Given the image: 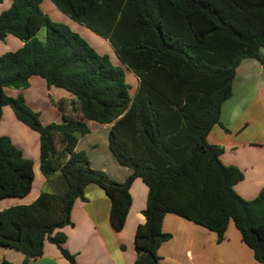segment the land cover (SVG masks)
Returning a JSON list of instances; mask_svg holds the SVG:
<instances>
[{
    "label": "trees",
    "instance_id": "trees-1",
    "mask_svg": "<svg viewBox=\"0 0 264 264\" xmlns=\"http://www.w3.org/2000/svg\"><path fill=\"white\" fill-rule=\"evenodd\" d=\"M51 1L104 38L138 86L130 95L124 70L68 26L51 22L40 10L42 0H12L0 14V40L10 35L23 42L0 56V118L8 107L38 135L39 173L52 188L29 205L0 211V248L22 252L21 264H27L49 243L76 264L57 233L71 226L70 211L85 200L86 186L104 192L109 224L119 232L131 206L130 186L140 179L147 198L145 222L134 234V264H160L158 249L170 239L162 232L166 214L215 233L218 242L231 222L254 260L264 264V190L251 201L241 199L233 187L242 172L224 166L222 149L206 142L240 62L254 59L264 69V0ZM41 28L43 41L36 38ZM34 76L71 97L54 103L63 113L59 124L42 125L21 96L5 94L26 89ZM87 122L111 125L108 150L131 171L124 182L91 169L75 150L89 132ZM33 181L32 161L0 137V200L26 197Z\"/></svg>",
    "mask_w": 264,
    "mask_h": 264
},
{
    "label": "crops",
    "instance_id": "crops-1",
    "mask_svg": "<svg viewBox=\"0 0 264 264\" xmlns=\"http://www.w3.org/2000/svg\"><path fill=\"white\" fill-rule=\"evenodd\" d=\"M11 2L1 0L0 14L7 11ZM40 10L51 22L66 25L85 41L100 45V55L109 57L111 52L107 41L103 43L102 37L85 31L84 26L57 9L51 0H42ZM22 46L20 40L6 36L0 40V56ZM260 57L264 62L263 51H260ZM116 60H111L112 64L124 70L129 93L134 95L138 86L137 78ZM5 94L11 98L21 96L27 107L39 115L42 125L59 124L63 113L54 103L71 99L64 90L48 88L45 81L36 76L29 79L26 89H5ZM86 126L89 132L78 138L75 150L87 156L91 169L104 172L112 181L124 182L131 171L119 166L108 150L111 125L87 122ZM0 137L9 138L22 156L32 161L34 172L30 193L24 198L0 200V211L29 205L41 192H52V188L38 173V139L33 131L15 119L8 107L2 109ZM206 142L222 149L219 158L224 166H233L242 172L243 180L233 187L241 199L251 201L264 190V69L257 60L244 59L236 68L231 96L222 104L219 123L210 130ZM129 195L131 206L124 227L116 232L109 224V199L98 187L86 186L85 200H76L70 211L71 226L57 233L65 237L64 248L76 264H134V234L136 228L145 222L142 211L147 198V188L140 179L133 180ZM162 232L170 235V239L158 249L160 264H260L254 260L251 250L244 245L230 222L220 242L215 233L173 214L164 216ZM24 260L22 252L0 248V264L3 261L21 264ZM27 264L69 263L56 246L46 243L43 255L35 260L28 259Z\"/></svg>",
    "mask_w": 264,
    "mask_h": 264
},
{
    "label": "rangeland",
    "instance_id": "rangeland-1",
    "mask_svg": "<svg viewBox=\"0 0 264 264\" xmlns=\"http://www.w3.org/2000/svg\"><path fill=\"white\" fill-rule=\"evenodd\" d=\"M10 8V7H9ZM8 8V9H9ZM57 8V7H56ZM7 9V10H8ZM58 9V8H57ZM85 31H88L89 32V30L87 29V28H83ZM39 34H37V36H36V38L38 39V40H40V41H43L44 40V29L43 28H41L40 29V31L38 32ZM84 39V38H83ZM101 41L103 42V43H107L106 42V40L104 39V38H102L101 39ZM88 44H89V46L90 47H92L95 51H96V53L98 52L99 53V55H100V51H98V50H100L102 47L99 45H94V43H92L91 41H89V40H87L86 41ZM107 45H108V48H109V50H110V52L111 53H109V57H110V59L113 61V62H116L117 60H116V58H115V55L113 54V51H112V49H111V47L109 46V43H107ZM110 60V61H111ZM112 62V63H113ZM114 64V63H113ZM115 66V65H114ZM124 74H125V72H124ZM132 75V74H131ZM133 76V75H132ZM134 77V76H133ZM45 115H47V114H45ZM44 121H46V118H44ZM34 133V136H35V138L36 139H38V135L35 133V132H33ZM39 173V172H38ZM230 224H232L231 222H230ZM233 225V224H232Z\"/></svg>",
    "mask_w": 264,
    "mask_h": 264
}]
</instances>
